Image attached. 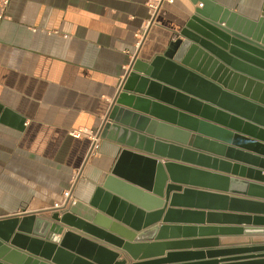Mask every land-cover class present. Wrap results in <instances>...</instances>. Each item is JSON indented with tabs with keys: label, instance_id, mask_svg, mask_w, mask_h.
Listing matches in <instances>:
<instances>
[{
	"label": "crops",
	"instance_id": "obj_1",
	"mask_svg": "<svg viewBox=\"0 0 264 264\" xmlns=\"http://www.w3.org/2000/svg\"><path fill=\"white\" fill-rule=\"evenodd\" d=\"M148 1L8 0L4 7L0 2V218L33 213L52 221L53 213L71 212L86 220L94 214L108 219L91 201L121 151L159 163L173 161L107 138L106 116L132 60L149 62L163 53L188 15L203 6L198 0H164L155 22L148 25ZM208 1L251 21L260 17L264 3ZM76 130L94 132L97 139L92 143L85 136H71ZM236 143L237 147L223 144L225 150L204 144L191 147V138L179 137L172 143L229 166L188 164L186 160L173 163L251 187L230 193L212 191L237 199L239 205L181 202L170 208L176 213L169 214L165 210L157 214L161 206L157 201L141 199V208L129 211L126 224L120 225L138 240L132 244L149 246L142 252L141 257L148 259L144 261L264 264V256L234 261L247 255L256 257L247 249L264 245V234L244 233V229H264V151L258 149L256 154ZM124 162L132 166L128 160ZM233 164L246 170L233 173ZM53 209L58 210L51 212ZM104 246L119 254L118 261L135 263L125 252ZM172 254L177 258L168 260ZM28 257L29 264L48 263Z\"/></svg>",
	"mask_w": 264,
	"mask_h": 264
},
{
	"label": "water",
	"instance_id": "obj_2",
	"mask_svg": "<svg viewBox=\"0 0 264 264\" xmlns=\"http://www.w3.org/2000/svg\"><path fill=\"white\" fill-rule=\"evenodd\" d=\"M198 1L202 8L188 15L163 53L149 62L132 60L106 116L107 138L156 158L229 166L172 143L179 137L191 138V147L204 144L225 150L223 144L234 147L239 142L256 154L258 149L264 151V3L260 17L251 21L208 0ZM173 161L159 163L121 151L91 201L108 219L94 214L86 220L71 212L53 213L52 221L33 213L0 218V264H29L28 255L49 264H127L104 245L125 252L135 261L131 264L163 263L144 261L148 259L141 257L142 252L149 246L132 244L138 240L120 225L126 224L129 211L141 208V199L157 201L161 204L157 214L162 210L169 214L176 213L170 208L181 202L239 205L237 199L212 191L230 193L251 187ZM230 167L233 173L246 170L236 164ZM244 233L264 234V229H244ZM247 250L257 256L234 261L264 256V245ZM171 258L177 255H168Z\"/></svg>",
	"mask_w": 264,
	"mask_h": 264
},
{
	"label": "built area",
	"instance_id": "obj_3",
	"mask_svg": "<svg viewBox=\"0 0 264 264\" xmlns=\"http://www.w3.org/2000/svg\"><path fill=\"white\" fill-rule=\"evenodd\" d=\"M1 2V7H4L8 0H0ZM164 0H149L147 3V9H148V14H149V20H148V25L152 24L153 22H155V19L157 17V14L159 12V10L162 7ZM3 15H0V18H2ZM139 44V42L137 43ZM70 135L73 137H81V136H85L87 138H89L91 140L92 143H94L97 139L96 134L94 132L91 131H72L70 132Z\"/></svg>",
	"mask_w": 264,
	"mask_h": 264
}]
</instances>
